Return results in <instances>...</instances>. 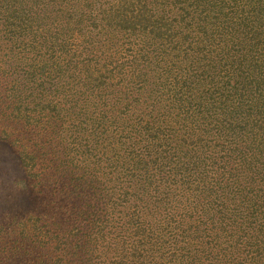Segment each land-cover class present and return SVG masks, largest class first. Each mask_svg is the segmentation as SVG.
I'll list each match as a JSON object with an SVG mask.
<instances>
[{
    "label": "trees",
    "instance_id": "16d2710c",
    "mask_svg": "<svg viewBox=\"0 0 264 264\" xmlns=\"http://www.w3.org/2000/svg\"><path fill=\"white\" fill-rule=\"evenodd\" d=\"M0 122V264H264V0H0Z\"/></svg>",
    "mask_w": 264,
    "mask_h": 264
},
{
    "label": "rangeland",
    "instance_id": "374dc122",
    "mask_svg": "<svg viewBox=\"0 0 264 264\" xmlns=\"http://www.w3.org/2000/svg\"><path fill=\"white\" fill-rule=\"evenodd\" d=\"M2 122H0V224H2V231H0V246L3 250V255L6 253L8 243L11 239L8 237L16 236L17 223L13 221V217L23 218L21 216L26 215L33 208H36L38 202L42 203V199L30 196L25 188L19 182L25 175L23 167L19 164L18 154L15 151V147L12 146L10 141L3 137ZM21 136V135H20ZM25 137L21 136L19 142H23ZM27 142V141H25ZM19 147L18 145H16ZM20 148V147H19ZM40 164L43 166V163ZM41 172V166L38 165L34 179L29 181L38 182ZM38 187L43 186L41 184ZM48 195H45L44 199L48 200ZM10 233V234H9ZM18 236V235H17Z\"/></svg>",
    "mask_w": 264,
    "mask_h": 264
}]
</instances>
